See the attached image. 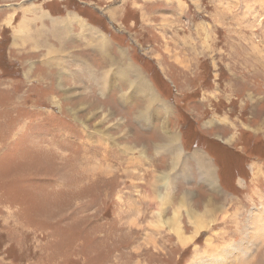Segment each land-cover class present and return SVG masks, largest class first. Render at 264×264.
<instances>
[{
  "label": "rangeland",
  "instance_id": "rangeland-1",
  "mask_svg": "<svg viewBox=\"0 0 264 264\" xmlns=\"http://www.w3.org/2000/svg\"><path fill=\"white\" fill-rule=\"evenodd\" d=\"M224 225L195 263L264 264V0H0V264H188Z\"/></svg>",
  "mask_w": 264,
  "mask_h": 264
},
{
  "label": "bare ground",
  "instance_id": "bare-ground-1",
  "mask_svg": "<svg viewBox=\"0 0 264 264\" xmlns=\"http://www.w3.org/2000/svg\"><path fill=\"white\" fill-rule=\"evenodd\" d=\"M117 7V6H116ZM112 17V16H111ZM58 53V52H57ZM56 53V54H57ZM59 54V53H58ZM80 105V104H79ZM78 105V106H79ZM72 112V111H71ZM103 114H105V113H103ZM145 116H146V112L145 113H143L142 111H139V118H140V120H144L145 119ZM173 135V134H172ZM231 138V137H230ZM229 138V139H230ZM172 143H170V149H171V155L173 156L172 158H173V167H174V165L176 164V162H177V159L178 158H180V150L179 151H177V147H178V145L177 144H175L174 145V143H175V139L174 140H172L171 141ZM179 149V148H178ZM199 163H200V161H199ZM199 166H200V164H199ZM202 166H203V164L200 166L201 168H202ZM92 168V167H91ZM204 168H207V167H204L203 166V169ZM105 170H106V168H105ZM207 170H211L210 168H208ZM104 171V170H103ZM109 172V171H108ZM107 172V173H108ZM126 172V171H125ZM106 174V173H105ZM108 175V174H107ZM131 175V174H130ZM208 177V179H209V181L211 180L210 179V175H205V177ZM215 180V179H214ZM209 183V182H208ZM163 200V198L162 199H160V203H161V205L162 204H164V200ZM212 200V199H211ZM211 200H208V201H206V202H204V206H203V208H204V212H203V216H205V217H207L208 218V222H209V224H211V223H213V222H217L218 220H222L223 219V214H222V212H224L225 210H223V202H217V205H216V207L214 208V204H215V202H213V200L211 201ZM178 201H180V200H178ZM221 203V205H220V207H219V205L218 204H220ZM185 204V203H184ZM180 205V204H179ZM181 206V205H180ZM162 207V206H161ZM175 208V207H174ZM173 208V209H174ZM219 210H221L220 211V213H219ZM161 212H163V211H159V214L161 213ZM176 214V212H173V218H174V215ZM161 216V215H160ZM160 218V217H159ZM173 218H171V217H168V218H166L167 220H168V222H167V220H166V222H167V225L165 226V227H167V228H169V230L171 231V233L173 234V236H174V241L176 242V244H177V246L178 247H180V248H182L183 250L185 249V248H188L189 247V245L193 242V243H195V241H196V239L198 238V237H200V236H197L200 232H199V230H201L202 228H204V227H206V229L208 230L209 228H210V230L213 228V226L211 227L210 225H208V223H206V225L204 224V223H202V221L200 220V221H197V220H193L192 221V229H193V233H194V235L193 236H187V235H184V232H183V230H182V226L179 224V221H178V219L177 220H174ZM224 219H226L225 218V216H224ZM240 219V218H239ZM257 220V219H256ZM138 221V220H137ZM247 221V223L248 224H251V223H253L252 222V217L251 218H249V220H246ZM126 222H128V223H131L132 222V220H129V221H126ZM161 222V219L159 220V221H157V226H155L154 224L152 225L150 222V224H146V226H147V229H148V232H150L149 233V235H148V238H147V235H145V237H144V239H146L147 238V241L148 240H150V243L151 244H154V242H155V239H158L159 238V236H158V234L160 233V230L164 227H162L161 226V224H159ZM229 222H232V224L234 223V227L235 228H233V230H234V233H235V231H237V229L239 228V227H241V226H243V224H241V219L240 220H234V219H229V221H228V223ZM256 222V221H255ZM148 223V222H147ZM241 224V225H240ZM134 227H136V226H138V224L136 223V222H134ZM255 225H256V228H258V224H255L254 223V225L251 227V228H254L255 227ZM260 225V224H259ZM129 226V225H128ZM225 226V225H224ZM154 227H156V228H154ZM226 228H227V226H225L224 228H222V229H218V232H212V234H213V236H214V238L213 237H210L209 238V241H208V243H207V246H206V248L204 249V251L203 252H200V251H198L197 250V246L195 245V247L193 248L194 249V253H192V255H191V258H190V260L188 261V264H190L191 262L193 263V264H197V263H195V262H197L198 260H200V258L202 257L203 258V256L205 255H207L208 254V257L210 256V255H213V254H215L216 252V248H217V246L219 245V240H221V239H223V241H224V239H226V236H229V234H228V231L226 230ZM229 228V227H228ZM245 227H243V230H239V231H245L244 232V238H241L239 241H237V240H233L232 242H230L231 241V238L230 237H228L227 238V243H225V249H227V246H230V245H227V244H231L235 249H236V251L235 252H237V253H248V251H250L251 249V247L250 248H248V249H245L244 248V241H245V238H246V240H252V235H250L251 234V231L250 232H248V231H246V228L244 229ZM160 229V230H159ZM232 229V228H231ZM230 231V230H229ZM169 232V231H168ZM239 233V232H238ZM150 234H151V236H150ZM153 234H156L158 237L157 238H153L154 236H153ZM197 236V237H196ZM245 246H247V245H245ZM243 248H244V250H243ZM181 249V250H182ZM232 249V248H231ZM224 250V249H223ZM243 250V251H242ZM240 251V252H239ZM241 256V255H240ZM242 256H244L243 254H242ZM250 256V255H249ZM236 258V257H235ZM228 261V260H227ZM230 262V261H229ZM191 263V264H192ZM245 263V260H243V259H241L240 261H238L236 264H244Z\"/></svg>",
  "mask_w": 264,
  "mask_h": 264
}]
</instances>
